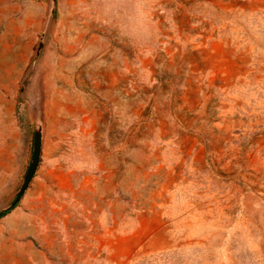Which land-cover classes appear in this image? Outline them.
Masks as SVG:
<instances>
[{
	"label": "rangeland",
	"instance_id": "374dc122",
	"mask_svg": "<svg viewBox=\"0 0 264 264\" xmlns=\"http://www.w3.org/2000/svg\"><path fill=\"white\" fill-rule=\"evenodd\" d=\"M40 1L0 0V212L43 126L0 264H264V0Z\"/></svg>",
	"mask_w": 264,
	"mask_h": 264
},
{
	"label": "water",
	"instance_id": "95a60500",
	"mask_svg": "<svg viewBox=\"0 0 264 264\" xmlns=\"http://www.w3.org/2000/svg\"><path fill=\"white\" fill-rule=\"evenodd\" d=\"M55 7H56V0H50L49 20L54 15ZM47 29H48V25L45 29V32L42 36L39 47H38L37 52L35 54V59H37V57L39 56V54L43 48L44 37H45L44 35L46 34ZM42 144H43V126L40 122L37 121V122H35L33 150H32V157H31L30 164H29L28 169H27V171H26V173L22 179L20 187L16 193L15 199L13 200L12 203H10L2 211H9V210L13 209L14 207H16L17 204H19V202L22 199L25 192L27 191V189L29 188L30 183H31L32 179L34 178V176L37 172L39 163H40Z\"/></svg>",
	"mask_w": 264,
	"mask_h": 264
},
{
	"label": "crops",
	"instance_id": "0c3cea01",
	"mask_svg": "<svg viewBox=\"0 0 264 264\" xmlns=\"http://www.w3.org/2000/svg\"><path fill=\"white\" fill-rule=\"evenodd\" d=\"M49 6V5H48ZM47 5H46V0H41L39 3H37V8L40 10V11H44L46 9ZM48 9V7H47ZM44 28V26H43ZM43 30V29H42ZM34 102V98H33V101ZM42 153V152H41ZM41 161V159H40ZM40 164V163H39Z\"/></svg>",
	"mask_w": 264,
	"mask_h": 264
},
{
	"label": "trees",
	"instance_id": "16d2710c",
	"mask_svg": "<svg viewBox=\"0 0 264 264\" xmlns=\"http://www.w3.org/2000/svg\"><path fill=\"white\" fill-rule=\"evenodd\" d=\"M12 210V209H11ZM11 210H9V211H1L0 212V219L2 218V217H4L6 214H8Z\"/></svg>",
	"mask_w": 264,
	"mask_h": 264
}]
</instances>
